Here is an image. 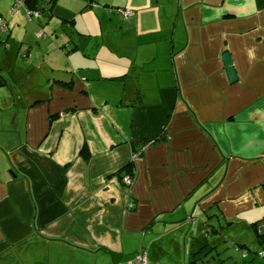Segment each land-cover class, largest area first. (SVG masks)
Wrapping results in <instances>:
<instances>
[{
  "label": "crops",
  "instance_id": "0c3cea01",
  "mask_svg": "<svg viewBox=\"0 0 264 264\" xmlns=\"http://www.w3.org/2000/svg\"><path fill=\"white\" fill-rule=\"evenodd\" d=\"M5 1L8 38L23 11ZM67 5L45 12L73 26ZM122 5L115 35L68 34L29 93L0 74V264H188L199 222L243 241L264 219V0Z\"/></svg>",
  "mask_w": 264,
  "mask_h": 264
},
{
  "label": "rangeland",
  "instance_id": "374dc122",
  "mask_svg": "<svg viewBox=\"0 0 264 264\" xmlns=\"http://www.w3.org/2000/svg\"><path fill=\"white\" fill-rule=\"evenodd\" d=\"M60 1L62 4H68L69 8L77 10L73 26L62 24L58 18L50 17L44 11L39 17L28 21L25 18L24 10H22V20L15 24L13 35L8 38L0 35V74L8 81L5 84L6 89L12 88V90L29 93L34 87L30 84L33 79L37 80V83L40 80L43 82L47 80V72H50L49 65L51 63H56L59 68L63 66L64 61L59 55V49L68 34H74L76 31L99 32L101 27L98 20L100 19L103 29L112 30L110 31L111 35H115L114 32L119 30V21H116L114 16L122 15L121 11H131L122 5L126 0H93L92 6L101 9L94 12L83 11L86 5L91 4L90 0ZM130 1L146 2V0ZM157 2L161 13H163L162 7H165L164 14L174 15L176 13L177 0H157ZM11 3H9L8 9L11 8ZM80 3L83 5L81 6ZM38 33L42 34L41 37H37ZM31 62H35L33 68L36 70L33 71L30 78L27 75L30 74L28 64ZM2 69L4 70L2 71ZM25 77H27V81ZM51 77L54 76L51 75ZM199 219L203 222L206 217L202 215ZM215 222L209 224L215 227ZM255 226L252 224L248 226L250 231L245 233L243 241H236L232 238L236 234L242 233V230L230 231L228 229H224L223 234L220 229V235L214 240L213 235L208 236L203 233L202 223L199 222L197 228L194 226L191 232V234L193 233L192 244L197 245L198 249L201 248L197 254V264H264V258L260 256V253L264 251V244L259 240V235L264 233V219L257 224V227ZM218 227L221 228V225L219 224Z\"/></svg>",
  "mask_w": 264,
  "mask_h": 264
},
{
  "label": "built area",
  "instance_id": "2783aa9c",
  "mask_svg": "<svg viewBox=\"0 0 264 264\" xmlns=\"http://www.w3.org/2000/svg\"><path fill=\"white\" fill-rule=\"evenodd\" d=\"M12 1V7L11 11L16 12L17 10L21 9L24 10L25 16L28 21H32L33 18L39 17L41 15V11L37 9H30L27 6V0H11ZM41 6L43 8V11H47L48 6L50 4V0H40ZM122 15L125 18H130L132 16L131 11H121ZM7 32V23L5 19L0 17V35H3ZM41 33L37 34V37H40ZM121 182L123 185L129 187L132 184V178L129 175H124L121 177ZM260 256L264 258V251L260 253ZM134 264H148L146 254L144 252H139L135 255L134 258Z\"/></svg>",
  "mask_w": 264,
  "mask_h": 264
},
{
  "label": "trees",
  "instance_id": "16d2710c",
  "mask_svg": "<svg viewBox=\"0 0 264 264\" xmlns=\"http://www.w3.org/2000/svg\"><path fill=\"white\" fill-rule=\"evenodd\" d=\"M27 6L30 8V9H37V10H40L41 12H43V8L40 6L42 5L41 4V1L40 0H27ZM53 2H55V0H50V4L48 6V9L47 11H51L52 10V4ZM51 6V7H50ZM45 12V11H44ZM0 84H3V81L0 79ZM83 153V152H82ZM124 171H127L128 173L131 171V165L129 164L128 166H126L124 168ZM130 176V175H129ZM131 177V176H130ZM132 178V177H131ZM259 240L261 242H263L262 244H264V234H260L259 235ZM188 264H197V261L195 259V256L192 257V260L188 263Z\"/></svg>",
  "mask_w": 264,
  "mask_h": 264
},
{
  "label": "water",
  "instance_id": "95a60500",
  "mask_svg": "<svg viewBox=\"0 0 264 264\" xmlns=\"http://www.w3.org/2000/svg\"><path fill=\"white\" fill-rule=\"evenodd\" d=\"M222 61H223V64H224V66L226 68V75L228 77V80L230 81V83L235 82L236 81V75H235L234 69L232 68V62H231V59H230V55L227 54V53L224 54L222 56ZM196 254H198V251H197V253H193L192 257H194Z\"/></svg>",
  "mask_w": 264,
  "mask_h": 264
}]
</instances>
